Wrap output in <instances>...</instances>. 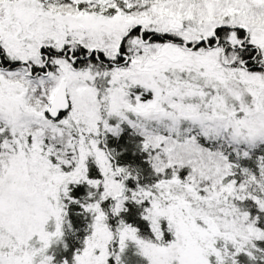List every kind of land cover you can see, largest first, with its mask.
<instances>
[{"label":"snow or ice","instance_id":"6c2138e0","mask_svg":"<svg viewBox=\"0 0 264 264\" xmlns=\"http://www.w3.org/2000/svg\"><path fill=\"white\" fill-rule=\"evenodd\" d=\"M0 264H264V0H0Z\"/></svg>","mask_w":264,"mask_h":264}]
</instances>
